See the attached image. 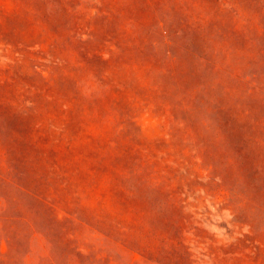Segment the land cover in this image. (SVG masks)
I'll return each instance as SVG.
<instances>
[{
	"label": "rangeland",
	"instance_id": "1",
	"mask_svg": "<svg viewBox=\"0 0 264 264\" xmlns=\"http://www.w3.org/2000/svg\"><path fill=\"white\" fill-rule=\"evenodd\" d=\"M0 264H264V0H0Z\"/></svg>",
	"mask_w": 264,
	"mask_h": 264
}]
</instances>
